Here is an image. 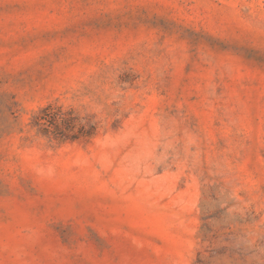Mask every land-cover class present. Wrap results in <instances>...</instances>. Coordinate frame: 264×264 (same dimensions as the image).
Here are the masks:
<instances>
[{"label":"rangeland","instance_id":"1","mask_svg":"<svg viewBox=\"0 0 264 264\" xmlns=\"http://www.w3.org/2000/svg\"><path fill=\"white\" fill-rule=\"evenodd\" d=\"M0 264H264V0H0Z\"/></svg>","mask_w":264,"mask_h":264}]
</instances>
